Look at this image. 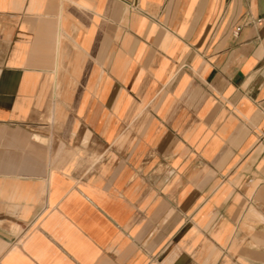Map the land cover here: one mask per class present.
<instances>
[{"label":"crops","instance_id":"0c3cea01","mask_svg":"<svg viewBox=\"0 0 264 264\" xmlns=\"http://www.w3.org/2000/svg\"><path fill=\"white\" fill-rule=\"evenodd\" d=\"M0 264H264V0H0Z\"/></svg>","mask_w":264,"mask_h":264},{"label":"built area","instance_id":"2783aa9c","mask_svg":"<svg viewBox=\"0 0 264 264\" xmlns=\"http://www.w3.org/2000/svg\"><path fill=\"white\" fill-rule=\"evenodd\" d=\"M240 29H241V27L240 26H237L236 29H235V31H234V33L235 34H238V32L240 31Z\"/></svg>","mask_w":264,"mask_h":264}]
</instances>
